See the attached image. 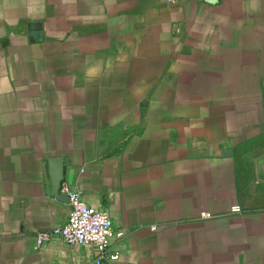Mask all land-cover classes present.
<instances>
[{
	"label": "crops",
	"instance_id": "crops-1",
	"mask_svg": "<svg viewBox=\"0 0 264 264\" xmlns=\"http://www.w3.org/2000/svg\"><path fill=\"white\" fill-rule=\"evenodd\" d=\"M54 156L118 264H264V0H0V264L91 262Z\"/></svg>",
	"mask_w": 264,
	"mask_h": 264
},
{
	"label": "built area",
	"instance_id": "built-area-1",
	"mask_svg": "<svg viewBox=\"0 0 264 264\" xmlns=\"http://www.w3.org/2000/svg\"><path fill=\"white\" fill-rule=\"evenodd\" d=\"M60 187L69 201L67 217L63 223L37 229L35 231L37 245H42L53 235H58L72 244L92 245L94 253L89 264H118L116 262L120 256L118 243L124 235V230L114 227L113 218L106 209L86 203L74 185L62 181ZM231 210L238 212L241 208L236 205ZM201 214L210 216L206 211ZM150 226L156 228L155 223Z\"/></svg>",
	"mask_w": 264,
	"mask_h": 264
},
{
	"label": "water",
	"instance_id": "water-1",
	"mask_svg": "<svg viewBox=\"0 0 264 264\" xmlns=\"http://www.w3.org/2000/svg\"><path fill=\"white\" fill-rule=\"evenodd\" d=\"M49 173L52 180V190L55 195L66 197L68 199L65 192H59V188L61 185V181L63 179V165L60 157L54 156L48 159Z\"/></svg>",
	"mask_w": 264,
	"mask_h": 264
},
{
	"label": "rangeland",
	"instance_id": "rangeland-1",
	"mask_svg": "<svg viewBox=\"0 0 264 264\" xmlns=\"http://www.w3.org/2000/svg\"><path fill=\"white\" fill-rule=\"evenodd\" d=\"M135 1V3H140V4H142V3H145V2H149L150 0H134ZM168 1V0H167ZM170 3H174V2H176V0H174V1H169Z\"/></svg>",
	"mask_w": 264,
	"mask_h": 264
}]
</instances>
